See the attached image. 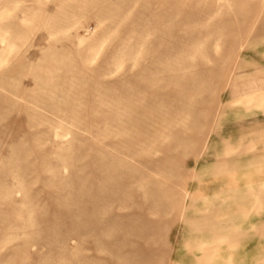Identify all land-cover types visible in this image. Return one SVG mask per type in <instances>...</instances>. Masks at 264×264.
<instances>
[{
  "label": "rangeland",
  "instance_id": "1",
  "mask_svg": "<svg viewBox=\"0 0 264 264\" xmlns=\"http://www.w3.org/2000/svg\"><path fill=\"white\" fill-rule=\"evenodd\" d=\"M262 94L264 0H0V264H264Z\"/></svg>",
  "mask_w": 264,
  "mask_h": 264
},
{
  "label": "crops",
  "instance_id": "2",
  "mask_svg": "<svg viewBox=\"0 0 264 264\" xmlns=\"http://www.w3.org/2000/svg\"><path fill=\"white\" fill-rule=\"evenodd\" d=\"M259 100V97L257 98ZM261 100H264V94H262V96L260 97ZM229 164H228V161H223L222 163H220L219 165H217V169L218 170H221V169H224V170H228L229 168ZM238 202V201H235V203ZM240 207V206H239ZM238 207V208H239ZM242 211V207H240V210L237 211V212H240ZM214 216H209V219L211 218H214V224H213V232L212 234L214 235V237L212 239H214V245L212 248H205L204 247V251H208V256H209V259H212L211 255L214 254V256H216V252H217V249L219 248V245L221 243H229L231 241V237L227 234H224V233H217V226H216V222H219L217 221L219 218L220 219H223L225 217V213H220V212H214ZM210 215V214H209ZM212 215V214H211ZM229 217H231L229 214H227ZM227 216V217H228ZM219 240V241H217ZM199 249H203V248H199Z\"/></svg>",
  "mask_w": 264,
  "mask_h": 264
}]
</instances>
